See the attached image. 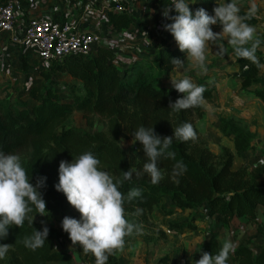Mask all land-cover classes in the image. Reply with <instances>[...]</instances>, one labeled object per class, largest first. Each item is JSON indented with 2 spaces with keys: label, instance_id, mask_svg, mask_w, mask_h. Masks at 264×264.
Listing matches in <instances>:
<instances>
[{
  "label": "trees",
  "instance_id": "1",
  "mask_svg": "<svg viewBox=\"0 0 264 264\" xmlns=\"http://www.w3.org/2000/svg\"><path fill=\"white\" fill-rule=\"evenodd\" d=\"M154 1L162 7L168 5L164 0ZM218 3V0H196L190 9L195 13L204 8L209 15H214L213 9ZM245 13L241 10V15ZM171 14L177 13L173 10ZM107 19L116 30L132 26L131 14L126 12L109 11ZM258 22L257 16L247 21L252 26ZM230 52L234 54L233 48ZM185 55L175 39L166 35L159 40L153 55L120 62L114 48L99 44L85 56L71 53L61 60L51 61L39 69L42 82L25 91V96L33 101L30 106L23 101L0 99V151L19 156L31 183L35 184L39 177L46 178V187L40 191L46 201L48 213L45 217L48 220H53L55 214L74 209L66 196L55 188L59 182L60 161L71 163L81 154L91 152L100 160L101 170L109 172L114 179L130 168L141 172L139 176L134 173L132 180L125 181L120 188L125 195L133 187L142 190L141 198L124 205L130 222L139 227L148 222L155 209L169 216L178 210L202 207L211 220L224 226H230L234 221L253 224L261 236L262 244L258 250L238 244L228 262L264 264V161L254 167L243 164L234 167V156L254 147V135L235 121L218 117L216 126L230 139L231 147L222 146L216 154L201 140L194 123L195 119L203 117L205 108L177 112L169 107L170 101L175 102L183 95L172 86L171 74L175 67L171 59L183 60ZM235 61L248 66L240 77V88L264 104V75L260 68L246 59L236 57ZM30 68L28 58L21 53V69L27 71ZM58 74L68 75L80 89L69 86L68 98H62L51 82H44ZM200 85L206 88L205 99H211L216 92L215 83L201 82ZM74 111L85 117L97 115L103 118L107 132L67 124V116ZM88 121L91 125V119ZM185 122L192 124L197 140L181 142L173 138L171 150L176 154L175 160L158 162L163 179L153 185L150 176L142 172L147 162L142 144L136 141L132 143L133 150L125 152L120 138L133 141V132L141 126L153 127L161 137L173 136L174 129ZM176 161H183L187 166V171L179 177L173 175ZM137 209L141 210L140 214H136ZM34 214L35 210L30 215ZM165 224L174 231L181 226L194 228L193 222L188 221L166 220ZM44 226L26 220L22 228L10 227L7 238L0 240V243L10 244V250L0 264H69L79 255L87 264H95V257L91 253L85 254L79 245L71 250L57 248L55 241L60 232L50 225H46L49 234L42 247L35 251L25 247L24 238L36 230L42 231ZM130 237H126V242ZM220 248L215 231H210L195 246L194 254L201 258L203 252L217 254ZM107 264H121L117 254L110 256Z\"/></svg>",
  "mask_w": 264,
  "mask_h": 264
},
{
  "label": "clouds",
  "instance_id": "2",
  "mask_svg": "<svg viewBox=\"0 0 264 264\" xmlns=\"http://www.w3.org/2000/svg\"><path fill=\"white\" fill-rule=\"evenodd\" d=\"M193 0L192 3H195ZM187 0H172L162 9V15L171 23H164V30L170 32L179 50L186 53L194 68L207 72V50L209 45H215L223 52V46L217 45L221 38H227L234 54L238 58L249 60L257 68H264L256 55L261 40L256 37V28L248 20L256 17L258 7L252 3L247 12L241 15V10L235 2H225L214 7V15H209L204 8L193 13ZM176 15H170L172 11ZM154 11V10H153ZM222 25L221 32H214L212 25ZM172 65L179 69L184 66V60L171 59ZM247 67V65L245 66ZM172 86L182 97L169 103L174 111L190 108H208L204 97L205 86L195 84L190 78H171ZM173 138L181 142L197 140V132L190 123H183L174 129L173 136L161 137L155 133L153 127H139L133 132L134 144L139 141L147 162L142 172L150 176L151 183L157 185L162 179L158 162L161 159L175 160L176 154L171 150ZM100 160L91 152H85L74 158L71 163L61 160L59 163V182L55 185L57 191L62 192L69 204L80 213V219L65 216L62 229L68 233L72 245H79L85 254L91 253L95 257V264H107L110 256L122 253L126 244V237L133 232H139L137 225L126 217L125 203L132 202L142 196L138 187L131 188L125 195L120 191L125 181H131L133 174L141 175L134 168L123 171L122 176H113L101 170ZM187 171L183 161H176L173 168L175 177L182 176ZM22 167L19 156L0 151V240L6 239L9 228H22L27 220L33 224L35 215L46 216L48 210L40 189L46 187L45 177H39L35 184ZM35 210V215H30ZM141 210L137 209L136 214ZM44 223L43 221L41 222ZM49 229L45 225L43 230H36L30 237H25V247L35 251L42 247L47 240ZM10 244L0 243V260L6 258ZM235 252L231 241H225L217 254L203 252L195 264H228L230 254Z\"/></svg>",
  "mask_w": 264,
  "mask_h": 264
},
{
  "label": "rangeland",
  "instance_id": "3",
  "mask_svg": "<svg viewBox=\"0 0 264 264\" xmlns=\"http://www.w3.org/2000/svg\"><path fill=\"white\" fill-rule=\"evenodd\" d=\"M65 1L28 0V3H34V5L45 8L48 4L57 7L59 3L62 4ZM218 1L219 4L235 2L241 10L246 12L252 3L257 5L258 12L256 16L259 18V22L254 27L257 30L256 37L261 40V45L257 49L256 55L260 64L264 65V0ZM143 6L141 10L145 14L141 13V20L139 21L135 18L132 27L136 28L134 34L137 35V39H149L148 49H151V45L156 40L166 35L173 36L163 28L164 23H171V21L163 17V7L160 5L157 8L153 7L152 3L150 5L143 4ZM211 27L214 32L219 33L222 31V25L220 24ZM217 45L223 46V52L220 51L218 46L209 45L206 53V73L194 68L192 66L193 62L185 58L184 66L174 71L171 78L175 79L177 75H181L190 78L197 85H200L201 82L215 83V94L211 99L206 100L209 107L206 108L202 118L194 121L200 138L212 151L217 152L219 146L225 143L229 145L230 143V139H224L216 126L218 117L235 121L239 126L249 130L254 135V147L240 156H235L234 167L241 164L254 167L264 161V104L256 102L250 93L240 88V77L246 72L247 68L246 65L235 61L236 56L230 52L232 46L228 43L227 38L218 40ZM21 53L26 55L31 64V68L27 71L21 69ZM146 54L150 55L148 51H146ZM0 57V99H8L12 102L23 101L30 106L33 101L25 96V91L27 88L42 82L39 69L47 66L48 63L39 60L30 50H19L16 46L9 47V45L1 50ZM260 73L264 75V68H260ZM44 82H51L59 90L62 98H68L69 90L67 88L69 86L80 89L79 84L66 74L55 75L51 80H44ZM217 87L219 91H217ZM89 119H91V125ZM65 122L84 130L107 132L106 121L97 115L85 117L81 112L74 111L67 116ZM120 145L125 152H129L130 149L133 150L131 139L121 137ZM165 203L168 204L167 201ZM65 216L80 219V213L76 209H69L55 214L53 220H48L45 216L37 213L33 223L50 225L60 232L55 241L57 248L64 250L76 249L78 244L73 246L68 233L62 229V220ZM166 220L177 223L193 222L194 228L181 226V228L167 233L165 231L168 228L165 224ZM206 221L202 207L178 210L169 216H164L155 209L150 213L148 222L139 225L140 231L131 235L129 241L125 244L124 251L117 253V259L121 264H173L175 261L183 262V264H193L195 260H199L194 254L195 246L207 236L208 232L217 231L210 227V223L206 225ZM237 222L238 226L243 224L241 221ZM243 225L246 226V224ZM232 240V243H235V248L238 244H249L254 251L258 250L262 244L261 236L257 233L253 224H247L242 230L235 226ZM82 259L80 255L74 256L73 261L69 264H79L83 262ZM231 262H228V264H232Z\"/></svg>",
  "mask_w": 264,
  "mask_h": 264
},
{
  "label": "crops",
  "instance_id": "4",
  "mask_svg": "<svg viewBox=\"0 0 264 264\" xmlns=\"http://www.w3.org/2000/svg\"><path fill=\"white\" fill-rule=\"evenodd\" d=\"M107 1L108 0H66L62 4L59 3L57 7H53V5L48 4L45 8H42L39 5H34V3H28V0H23L24 7H23V11L21 12V17L26 18L28 16L43 15L60 21H74L76 22L78 27H80V29L82 30L84 29L88 31L100 32V34L102 35V41L100 44L114 48L117 51V57L120 62L126 59L137 58V57H142L143 55H147L146 51H148L150 55H153L154 50L161 38L156 40V42L151 45L150 47L151 49H148V46L150 44L148 41L149 39H145V38L137 39L136 38L137 35L134 34L136 28H133L132 26L134 25L133 23L135 18L138 21L141 20V13L143 12L141 9L144 7L143 4L150 5L152 3L153 7L157 8L158 3H156L154 0H139L136 4H134L133 13L131 14L132 26L128 29L116 30L113 27H111L107 19V12H109L107 10ZM187 2L192 4L193 0L191 1L187 0ZM191 4L189 5V7L191 6ZM143 13L145 14V12ZM170 15L172 14L170 13ZM170 38L172 40L174 37L170 36ZM8 45L9 47L16 46L19 50H24V51L30 50L29 48H25L23 46L10 42L8 36H1L0 53L1 50L5 49L6 46ZM185 58H187L186 55L183 58V60ZM0 64H1V60H0ZM177 70L178 69L175 68L172 74L174 73V71ZM179 76L181 75H177L176 78ZM217 91H219L218 87H217ZM255 101L261 103L257 99H255ZM223 138L228 140V138L224 136ZM222 146L231 147V142L229 143V145L225 143L219 146L217 152H214L211 149L210 150L217 154L219 153ZM235 156H234V163H235ZM205 217L207 220L206 225L210 223V227H212L214 230L215 229L217 230L215 231V233L217 236L219 247H222L225 241H231V242L233 241L232 240L233 228L235 226L238 227L239 230H242V228L247 226V224L246 226L243 225L245 223L238 226L237 221L236 222L234 221L233 224L230 226H224L219 222L207 218L206 215ZM245 245L249 246V244H245ZM196 258L200 259V257L198 256ZM196 261L197 260H195V262ZM195 262H193V264H195ZM231 263L233 264V262ZM173 264H183V262L175 261Z\"/></svg>",
  "mask_w": 264,
  "mask_h": 264
},
{
  "label": "built area",
  "instance_id": "5",
  "mask_svg": "<svg viewBox=\"0 0 264 264\" xmlns=\"http://www.w3.org/2000/svg\"><path fill=\"white\" fill-rule=\"evenodd\" d=\"M139 0H108L107 10L133 13ZM168 5L172 0H164ZM22 0H0V37L29 48L41 61L61 60L66 54L91 53L102 41L100 32L82 30L74 21H60L47 16L21 17ZM167 233L174 231L170 228ZM235 245V243H234ZM79 264H87L85 261Z\"/></svg>",
  "mask_w": 264,
  "mask_h": 264
}]
</instances>
